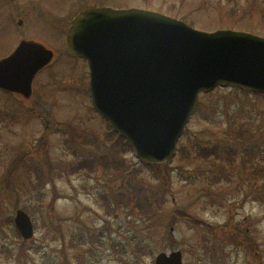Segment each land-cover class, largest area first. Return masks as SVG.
Masks as SVG:
<instances>
[{"label": "rangeland", "instance_id": "rangeland-1", "mask_svg": "<svg viewBox=\"0 0 264 264\" xmlns=\"http://www.w3.org/2000/svg\"><path fill=\"white\" fill-rule=\"evenodd\" d=\"M87 6L264 37V0H0V58L23 39L54 58L29 100L0 91V264H153L175 250L182 264H264V97L233 87L200 94L170 163L138 162L122 142L113 151L116 136L86 96L87 65L65 47L72 17ZM138 185L160 204L147 228L135 198L105 213L119 186L129 197ZM18 208L33 224L28 241L13 224Z\"/></svg>", "mask_w": 264, "mask_h": 264}, {"label": "water", "instance_id": "water-1", "mask_svg": "<svg viewBox=\"0 0 264 264\" xmlns=\"http://www.w3.org/2000/svg\"><path fill=\"white\" fill-rule=\"evenodd\" d=\"M66 47L88 62L93 106L150 162L173 155L200 91L231 85L264 92V37L250 33H208L148 10L90 7L71 20ZM51 58L40 44L20 41L0 59V89L29 98ZM14 224L23 239L32 237L23 210ZM154 264H182L181 253H159Z\"/></svg>", "mask_w": 264, "mask_h": 264}, {"label": "trees", "instance_id": "trees-1", "mask_svg": "<svg viewBox=\"0 0 264 264\" xmlns=\"http://www.w3.org/2000/svg\"><path fill=\"white\" fill-rule=\"evenodd\" d=\"M236 90L246 91V90H243V89H236ZM241 125H244V124H240V126ZM122 141L123 140L121 138H119L117 141L112 142V144H110L109 147L113 151H116L118 143H120ZM121 146L130 147V145L127 142L125 144L122 143ZM216 157L217 158H221L219 156H216ZM119 161L124 162V159H121ZM164 165H166V163ZM261 170H262V167H261ZM126 172L128 174H132L131 172H134L132 166L129 167V169L127 168ZM121 189H122V186H119L118 187V191L120 190V193L116 196L115 199H112V203H111L112 205L111 204H108V205L105 204V213H106V215H108V216H112L113 215L112 213L115 210V207L117 206L116 205L117 202L121 201V202H123L124 206H127L131 202V199L135 198L137 200V203L134 205V208L137 210V213L141 214L144 217V219L146 220L145 221V223H146L145 224V228H147V226H148L147 220H149L155 214V212L158 210V208L160 207V204L155 202V198H153L155 194L153 193V191L148 192L145 189V187H143L141 185H138V186H134L133 187V190H134L133 194L128 197V196H125L121 192ZM112 192L114 193L115 191L112 190ZM154 205L156 206V209L153 208ZM121 207H123V206L121 205ZM148 208L150 209V211H148ZM177 214H179L180 217H182V216L186 217L187 216L186 215L187 213L184 210H179L177 212ZM141 215H140V218H141ZM169 224H171L170 220H169ZM138 237H140L139 233H138ZM140 242L142 243V245L138 244L137 247L135 246V253L137 255H142L143 254V252H140V251H143V240H140Z\"/></svg>", "mask_w": 264, "mask_h": 264}]
</instances>
